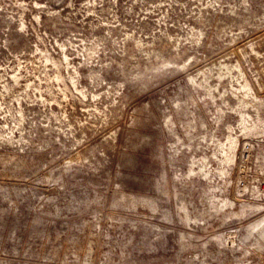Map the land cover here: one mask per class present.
I'll use <instances>...</instances> for the list:
<instances>
[{"label":"rangeland","instance_id":"obj_1","mask_svg":"<svg viewBox=\"0 0 264 264\" xmlns=\"http://www.w3.org/2000/svg\"><path fill=\"white\" fill-rule=\"evenodd\" d=\"M0 264H264V0H0Z\"/></svg>","mask_w":264,"mask_h":264}]
</instances>
